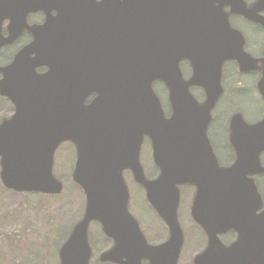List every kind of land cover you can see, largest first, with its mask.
<instances>
[{
  "label": "water",
  "instance_id": "1",
  "mask_svg": "<svg viewBox=\"0 0 264 264\" xmlns=\"http://www.w3.org/2000/svg\"><path fill=\"white\" fill-rule=\"evenodd\" d=\"M206 1L109 0L103 11L106 0L88 8H76V0H0V24L9 17L12 30L25 27L30 11L43 6L50 13V6L62 4L57 17L30 27L34 41L0 69V94L16 107L13 117L0 123L2 183L15 191L60 193L64 187L53 174L54 152L65 140L77 148L73 180L85 193L86 210L60 249L61 264H89L92 221L114 240L100 261L177 264L183 246L179 185L188 182L197 187L192 216L209 237L194 264H225L228 258V264H264V212L255 213L258 204L247 193L248 188L252 195L253 186L245 184L260 167L264 119L248 125L240 114L231 118L238 161L220 167L207 128L223 93L222 66L238 59L247 70L250 57L227 14L211 11ZM101 11L105 16L97 21ZM240 11L247 12L234 10ZM15 36H0V48ZM183 59L193 68L189 80L179 67ZM41 65L49 67L44 74L36 72ZM156 80L168 88L170 117L153 89ZM191 85L204 88L203 103L191 94ZM259 89L264 97V76ZM93 92L98 96L86 104ZM145 136L160 168L155 180L146 178L140 163ZM125 169L133 171L168 225L170 236L160 245L148 244L128 209ZM228 227L238 229L240 241L225 248L217 234Z\"/></svg>",
  "mask_w": 264,
  "mask_h": 264
},
{
  "label": "rangeland",
  "instance_id": "2",
  "mask_svg": "<svg viewBox=\"0 0 264 264\" xmlns=\"http://www.w3.org/2000/svg\"><path fill=\"white\" fill-rule=\"evenodd\" d=\"M248 28V27H247ZM5 56L0 55V64L5 63ZM226 86L229 90L219 101L216 107L217 119H215L214 127L210 129L213 142L219 144L226 139V126L231 113L241 110L244 117L250 121L262 118V106L253 100L256 98L255 93L242 96L233 89L236 84L235 77L229 72L226 78ZM241 89V87H239ZM155 89L162 99L163 105L167 104V91L162 84H156ZM257 99V98H256ZM6 102V101H5ZM233 112V113H234ZM12 114L11 106L8 102L0 101V119L8 117ZM227 123V124H226ZM224 145V144H223ZM147 147L144 148L142 161L148 168V172L153 175V169L150 165V153ZM67 157L64 168L59 167L57 173L63 176L66 184L65 193L58 197L46 195H37L33 193L22 194L13 193L1 185L0 182V264H59L58 247L64 233H66L69 225L74 221L80 220L81 208L83 205V196L81 192L74 187L69 176L71 164L74 154H67L61 157L63 162ZM66 178V179H65ZM132 181V180H131ZM133 182V181H132ZM132 186L133 183L130 182ZM134 193V207L136 214L143 220H152L156 222L157 228H160L158 221L154 217V212L145 205L144 192L136 187ZM190 198H182V206L179 211L181 224L187 225L186 221L189 217ZM189 226V225H188ZM191 226L187 229L190 234ZM14 246H11L7 235L13 233ZM92 237L94 241V258L92 264H99L97 258L102 250L107 247V241L101 234L100 229L95 226L91 227ZM19 231V233H16ZM12 236V235H11ZM200 237L197 242L201 241ZM202 246L195 241L191 245H186L180 264H191L195 254L199 253Z\"/></svg>",
  "mask_w": 264,
  "mask_h": 264
},
{
  "label": "flooded vegetation",
  "instance_id": "3",
  "mask_svg": "<svg viewBox=\"0 0 264 264\" xmlns=\"http://www.w3.org/2000/svg\"><path fill=\"white\" fill-rule=\"evenodd\" d=\"M76 1L77 2L74 4L76 8L79 5H81L83 8H88V6L90 4H94L93 7L98 6L99 2H101L102 0H76ZM211 1H212V4L215 5L216 9L219 8V5H220L219 0H211ZM244 2H245V5L247 8H250L252 11H254L255 20H250V19H247L240 14L230 12L231 8H232L231 6H225L223 9L227 13H230L229 14V20H230L232 27L239 29L240 31L243 32V35L245 36V50L254 59L258 60V64H257L258 68H255V69L247 71V72H239L238 63L235 60H231V61H228L225 63L223 74H224V77H227L228 72H230L232 77H235L237 79L236 84H234L235 89H239V87H241L243 89V91L246 93H249L252 90V92L255 93V96L257 98L255 100L258 103H260L261 105H263V107H264V100L260 96L259 91L257 89V84L262 77V67L264 66V62H263V60H264V2H263V0H244ZM59 6L60 5H58L57 7L51 8V15L52 16L56 15V13H57L56 10L59 8ZM103 16H105V14H103ZM97 17L100 18L99 15ZM46 18H47L46 12L43 9L34 10L32 12H29L25 16V20H24L25 23H23L25 25V27L22 30L16 31L17 38L14 39L10 44H7L0 49V55L5 56L6 57L5 60H7L5 63L0 64V66L11 63L14 60L16 54L24 46H26L27 44H29L30 42L33 41L34 37H33V34L31 33V31L29 30V28L31 26L44 24L46 21ZM11 25H12L11 18H5L2 20L0 33L3 37H8L10 35L11 30L9 28L11 27ZM181 65L184 66V69H186V71L190 73L191 67H190L189 62L184 61ZM37 71L40 74H44L48 71V67L47 66H40L37 68ZM94 88H96V87H94ZM194 89L196 90V92L197 91L200 92L202 95V98H204V94H203L202 90H200L199 88H194ZM95 97H96V93L93 92V93L89 94L86 98V104H90L95 99ZM214 117H215V115L213 116L211 126L215 120ZM211 140H212V138H211ZM212 144L214 147V152H215L217 159L219 161V164L221 166H229V165L234 164L237 161V159H238L237 154L239 152V149H237L236 147H233L229 143V138L225 141L224 146L217 147V145H216L217 143L213 142V140H212ZM219 145H221V144H219ZM150 151H151V149H150ZM69 153L74 154V158H73V161L71 164V168H73L74 163H75V159H76L75 145L72 142H64L56 150V153L54 156V169H57V168L59 169V167L64 168L65 162L67 161V157H64L63 162H61V157L65 156ZM260 163L264 167V151L260 154ZM124 175L125 176L129 175L132 178V173L130 171H125ZM254 179H255L257 188L260 192V195L262 197V206H259L255 209V212L257 211L256 213L260 214L262 211H264V173H260V174L255 175ZM128 185H129L130 196H131L130 209L133 212V214L135 215V218H136L142 232L145 234L148 242L150 244H160V243L166 241L169 237V231H168L166 223L157 216V214L155 213L154 210H152V208L150 207L149 204H147V205L154 212V217H155L156 221H158L160 228L159 227L157 228L156 222L154 223L152 220H143L141 217H139L136 214V212L134 211L135 207L133 204L134 203L133 202L134 196H133L132 186L129 184V182H128ZM27 194H29V193H27ZM195 194H196V188L194 185L185 184L181 187V199L184 197L190 198L189 209L191 207V204L193 202ZM37 195L43 196L44 194L38 193ZM46 196H50V195H46ZM51 197H55V196L51 195ZM253 200L254 199L251 195L250 201L253 202ZM73 222L70 225H72ZM186 224L187 225H185V226L182 225L183 233H184V246H183L182 254H181L182 256H183L185 246L186 245L192 246L194 241L198 245L202 246L201 250H204L208 244V238H207L206 233L192 219L190 210H189V217H188V220L186 221ZM190 226H191L190 230L191 229L192 230H191V233L188 234L187 229ZM105 237H106V241H107V247L105 248V250H106V249H109L113 246L114 241L112 238H109L107 236H105ZM200 237H202L201 241L197 242L196 240H198ZM7 238L9 239V242H11L9 244L11 246H14V243L11 241V235H7ZM218 238H219V240L223 246H225L227 248L232 247L233 245H235L236 243H238L240 241V232L238 231L237 228H231L227 231L220 232L218 234ZM242 246H244V244ZM93 252H94V249H93ZM182 256H181L178 264H180ZM193 259H194V257H193ZM193 259L191 261V264H193ZM235 259H243V257H238ZM148 262L149 261L147 259L142 261L143 264H148ZM229 262H230V259L228 258L226 260L225 264H228ZM101 264H114V263L105 262V263H101ZM254 264H258V263H254Z\"/></svg>",
  "mask_w": 264,
  "mask_h": 264
}]
</instances>
